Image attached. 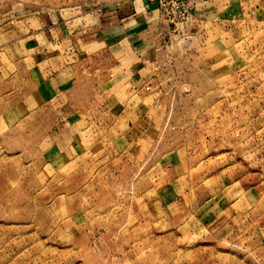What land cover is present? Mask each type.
<instances>
[{
    "label": "rangeland",
    "instance_id": "374dc122",
    "mask_svg": "<svg viewBox=\"0 0 264 264\" xmlns=\"http://www.w3.org/2000/svg\"><path fill=\"white\" fill-rule=\"evenodd\" d=\"M191 7L153 25L142 90L90 76L70 117L0 52V264H264V0ZM77 118L82 158L61 141Z\"/></svg>",
    "mask_w": 264,
    "mask_h": 264
},
{
    "label": "crops",
    "instance_id": "0c3cea01",
    "mask_svg": "<svg viewBox=\"0 0 264 264\" xmlns=\"http://www.w3.org/2000/svg\"><path fill=\"white\" fill-rule=\"evenodd\" d=\"M10 1L14 10L0 15V52L13 53L4 67L13 68L12 76H18L23 67L30 72L32 102L66 100L62 114L70 117L81 114L82 107L68 100L91 77L94 83L101 79L141 90L148 83L146 72L153 62L151 29L161 21L156 0H70L72 4L68 0L41 11L38 0ZM113 63L115 70L110 69ZM141 90L133 91L137 98H141ZM37 103L35 109H39ZM63 121L67 128L62 144L78 152L80 158L99 147L92 139L93 126L85 119ZM70 157L68 163L80 162L74 155Z\"/></svg>",
    "mask_w": 264,
    "mask_h": 264
},
{
    "label": "built area",
    "instance_id": "2783aa9c",
    "mask_svg": "<svg viewBox=\"0 0 264 264\" xmlns=\"http://www.w3.org/2000/svg\"><path fill=\"white\" fill-rule=\"evenodd\" d=\"M159 4L160 18L170 25H177L191 16V9L197 0H156Z\"/></svg>",
    "mask_w": 264,
    "mask_h": 264
}]
</instances>
